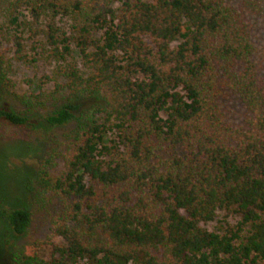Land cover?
Wrapping results in <instances>:
<instances>
[{
  "label": "trees",
  "instance_id": "trees-1",
  "mask_svg": "<svg viewBox=\"0 0 264 264\" xmlns=\"http://www.w3.org/2000/svg\"><path fill=\"white\" fill-rule=\"evenodd\" d=\"M2 1L0 59L52 65L62 101L42 120L74 123L23 179L50 235L12 244L6 264H264V0ZM22 10L46 19L30 49ZM229 96L243 125L220 108ZM41 97L14 98L33 111ZM218 210L237 223L204 228ZM30 220L0 203V244Z\"/></svg>",
  "mask_w": 264,
  "mask_h": 264
},
{
  "label": "rangeland",
  "instance_id": "rangeland-1",
  "mask_svg": "<svg viewBox=\"0 0 264 264\" xmlns=\"http://www.w3.org/2000/svg\"><path fill=\"white\" fill-rule=\"evenodd\" d=\"M5 7L6 4L0 0V22L8 25ZM19 19L29 22L26 26L28 28H22L24 29L22 35L26 49H30L31 42L37 38L32 31L37 27H43L46 19L36 24L26 10L21 11ZM257 31L259 37L264 39V26L258 24ZM6 49H8L7 46H0V55ZM30 53L32 52L29 51ZM10 56V52H4L3 60L0 59V70L4 69L7 83L3 87L0 82V107L29 117L30 123L17 126L0 119V203L6 206L26 207L31 212V220L23 236L15 238L8 236L9 243L0 244V264H6L8 261V250L12 244L23 246L32 239H45L50 235L48 220L31 202V193L24 187V180L27 176H34L47 140L53 135L63 136L74 124L51 127L44 124L42 120V116L51 112L62 101V94L55 91V81L62 83V80H55L53 66L44 60L30 64L20 63L11 60ZM25 92L42 95L44 104L29 111L14 98ZM219 105L227 120L233 125L244 124L248 113L236 96L220 99ZM23 142L28 145H24ZM237 221L236 214L218 210L212 221L201 223V225L210 231H221L227 225L236 224ZM4 228L3 224H0V231H6Z\"/></svg>",
  "mask_w": 264,
  "mask_h": 264
}]
</instances>
